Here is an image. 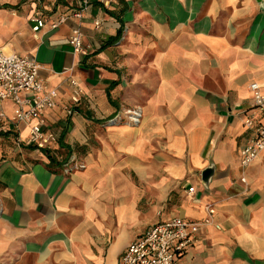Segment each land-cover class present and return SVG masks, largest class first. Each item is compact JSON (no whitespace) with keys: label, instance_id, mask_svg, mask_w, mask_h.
Instances as JSON below:
<instances>
[{"label":"crops","instance_id":"0c3cea01","mask_svg":"<svg viewBox=\"0 0 264 264\" xmlns=\"http://www.w3.org/2000/svg\"><path fill=\"white\" fill-rule=\"evenodd\" d=\"M89 1L77 17L81 0H0V46L58 86L42 122L59 135L51 164L26 124L0 121V264H119L148 227L200 221L207 204L219 228L201 229L178 264H264V151L239 164L249 84L264 91V0ZM35 15L47 25L33 35ZM76 25L83 54L68 43ZM69 77L83 97L67 117ZM69 159L84 167L65 172Z\"/></svg>","mask_w":264,"mask_h":264},{"label":"built area","instance_id":"2783aa9c","mask_svg":"<svg viewBox=\"0 0 264 264\" xmlns=\"http://www.w3.org/2000/svg\"><path fill=\"white\" fill-rule=\"evenodd\" d=\"M109 1L102 0L104 5H108ZM89 3V0H81L74 15L80 17L82 9L86 8ZM63 20L64 17H60L48 23V29L57 28ZM29 23L33 35L47 25L43 15L31 16ZM95 25H100V21H95ZM68 43L73 52L84 53L79 25L71 29ZM39 69L40 64L35 58L6 50L0 46V121L8 120L15 124H26L29 145L37 149L52 151L59 142V135L43 124L42 117L48 109L55 107L58 86L46 85L38 76ZM67 81L71 90L67 103L63 105V110L66 116L70 117L81 102L83 90L76 79L69 77ZM249 89L252 92L254 107L244 120V125L250 133L240 150L239 164L242 170L264 151V91L260 89L257 82L250 83ZM5 101H11L14 105L10 115L3 110ZM126 112L129 114L127 120L132 124L139 120V109H128ZM77 167H84V164L75 159H69L63 164L65 172ZM240 181H246L243 174L240 176ZM193 190V186L189 187L188 193H192ZM205 209L208 215L200 221L173 218L148 227L140 237L128 244L119 264H178L179 254L196 238L201 229L209 225L219 228V224L215 223L212 218L215 212L214 207L207 204Z\"/></svg>","mask_w":264,"mask_h":264},{"label":"water","instance_id":"95a60500","mask_svg":"<svg viewBox=\"0 0 264 264\" xmlns=\"http://www.w3.org/2000/svg\"><path fill=\"white\" fill-rule=\"evenodd\" d=\"M258 1H260V0H258ZM212 170H213L212 167H208V168H206V169H204L202 171V173H201V181H202L203 184L206 185L209 182V179H210L211 174L213 172Z\"/></svg>","mask_w":264,"mask_h":264},{"label":"trees","instance_id":"16d2710c","mask_svg":"<svg viewBox=\"0 0 264 264\" xmlns=\"http://www.w3.org/2000/svg\"><path fill=\"white\" fill-rule=\"evenodd\" d=\"M120 32V30L117 32V33H119ZM31 146V148H35L34 146H32V145H30ZM42 152H43V154H45L46 156H47V158L49 159V162L51 163V164H57L56 163V160L54 159V157H53V155H52V151H47V150H45V149H40ZM64 164V163H63Z\"/></svg>","mask_w":264,"mask_h":264},{"label":"rangeland","instance_id":"374dc122","mask_svg":"<svg viewBox=\"0 0 264 264\" xmlns=\"http://www.w3.org/2000/svg\"><path fill=\"white\" fill-rule=\"evenodd\" d=\"M128 109L133 110L134 108H128ZM128 109H122V113H121L122 115H120L121 118L123 117L124 119H125V118H126V119H127V118L129 119V117H128L129 114H126V113H127L126 110H128ZM113 127H114V126H113ZM74 170H76V169H74Z\"/></svg>","mask_w":264,"mask_h":264}]
</instances>
